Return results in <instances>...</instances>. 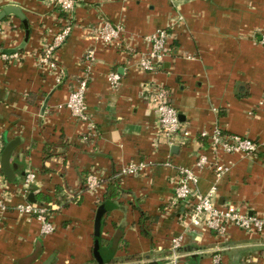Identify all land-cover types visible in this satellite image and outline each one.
I'll list each match as a JSON object with an SVG mask.
<instances>
[{
	"label": "crops",
	"instance_id": "0c3cea01",
	"mask_svg": "<svg viewBox=\"0 0 264 264\" xmlns=\"http://www.w3.org/2000/svg\"><path fill=\"white\" fill-rule=\"evenodd\" d=\"M75 1L73 31L56 55L66 70L57 84L40 56L68 16L55 0H0V12L15 6L26 19L12 13L0 20V160L5 144L20 138L11 157L14 182L0 161L11 195L0 208V264H43L51 257V264H99L94 234L104 203L112 205L101 220L102 244L112 252L104 264H264V232L230 227L220 236L188 227L185 204L174 202L177 166H194L207 146L200 132L219 126L264 141V0ZM100 15L123 25L126 37L152 34L177 20L172 54L162 69L141 73L127 55L96 42L91 30ZM88 51L92 63L83 57ZM115 71L122 79L112 89L108 76ZM85 73L88 111L98 130L88 139V124L64 105L74 80ZM151 82L169 90L181 131H189L182 142L170 146L161 132L144 97ZM221 158L229 170L220 180L211 170L199 172V190L207 193L215 184L219 205L234 202L263 214L264 148ZM130 165L140 166V172L123 176L122 168ZM91 171L100 180L96 190L85 184ZM28 173L36 180L26 192ZM112 179L121 193L105 202ZM30 193L38 203L37 193L52 198L46 204L54 205L53 232L43 234L40 220L17 210ZM176 237L182 245L174 251Z\"/></svg>",
	"mask_w": 264,
	"mask_h": 264
},
{
	"label": "built area",
	"instance_id": "2783aa9c",
	"mask_svg": "<svg viewBox=\"0 0 264 264\" xmlns=\"http://www.w3.org/2000/svg\"><path fill=\"white\" fill-rule=\"evenodd\" d=\"M55 5L62 12L67 13V19L62 27L54 33L51 41L43 48L40 56L41 67L55 75L57 84H61L65 78L66 70L56 58L57 51L64 45L73 31V14L76 8L75 0H55ZM178 19V18H177ZM180 19H182L180 17ZM177 20H173L168 26L159 28L148 35L131 34L125 36V28L121 24H114L104 15H100L97 23L92 27V35L96 42L103 43L109 48H115L118 52L127 55L133 66L141 73L157 72L162 69L164 61L172 54V41L174 39V26ZM260 42L264 43V32H261ZM5 56V55H4ZM85 61L92 63L93 54L88 51ZM122 76L118 72H111L108 76L112 89H117L121 84ZM74 85L69 93L65 106L79 121L88 124L87 134L84 139L97 135V126L88 111L86 93L89 87V73H85L80 79L74 80ZM144 97L154 108L161 132L167 137L169 145L181 141L182 136L189 135L188 130L181 131L180 114L174 104L172 96L159 82L148 83L144 90ZM262 102L264 103V97ZM181 136V137H180ZM180 137V138H179ZM200 137L206 139V148L199 151L194 166H177L176 185L174 190V202L184 203L186 213L183 217L188 227H199L216 232L220 236L227 234L230 227H237L245 232H264V213H253L249 208L234 202L219 205L216 198L217 186L214 184L207 193L199 190V172L211 170L215 180H220L229 170L230 166L222 161V154L244 153L255 155L264 148V141L256 140L241 134L226 132L219 126L211 130L200 132ZM182 142V141H181ZM207 150V151H205ZM168 165L171 163L168 161ZM141 168L130 165L122 168L121 174L136 175ZM36 174L28 173L24 178L26 192L35 185ZM0 175V208L8 206L11 195L4 185ZM88 190H96L100 186L97 172L91 171L86 176ZM20 213L28 214L42 222V233L49 234L55 230L49 213L54 205L25 201L16 206ZM181 238H172V249L176 251L181 247ZM176 259V258H174ZM220 257L214 260L219 262Z\"/></svg>",
	"mask_w": 264,
	"mask_h": 264
},
{
	"label": "water",
	"instance_id": "95a60500",
	"mask_svg": "<svg viewBox=\"0 0 264 264\" xmlns=\"http://www.w3.org/2000/svg\"><path fill=\"white\" fill-rule=\"evenodd\" d=\"M12 13L19 16L20 18H22L24 20V22H26L25 14L22 12V10L20 8L15 7V6L5 7L0 12V20L3 19L8 14H12ZM24 44H25V42L23 43V45ZM19 143H20V138H15V139L7 142L5 144V147L2 151V153H1V160H0L1 161V167H2L3 173L5 174V176L7 177V179L10 182H14L16 179L15 170L11 164V157H12V154H13L15 148L19 145ZM28 199L30 201L35 202L34 194L30 193L28 196ZM111 208H112V205H110L108 203H104V204L99 206V208L97 209V214H96V223L97 224L101 223L102 217ZM51 261H52V257L47 259L43 264H51Z\"/></svg>",
	"mask_w": 264,
	"mask_h": 264
},
{
	"label": "trees",
	"instance_id": "16d2710c",
	"mask_svg": "<svg viewBox=\"0 0 264 264\" xmlns=\"http://www.w3.org/2000/svg\"><path fill=\"white\" fill-rule=\"evenodd\" d=\"M67 13L66 12H62L61 15H64ZM121 190L119 188L118 182L115 179H112L108 182L107 185V190L105 192L104 195V200L105 202H110L111 200L114 199V197H117L118 195H120ZM36 199L37 201H39V203L41 204H46V202H50L52 200V198L48 197V196H44L43 194L37 193L36 194ZM74 199V198H72ZM69 200H66V202L63 203L64 206L68 205ZM102 223V222H101ZM100 224H96V229H95V234H94V249H93V253H94V257L95 260L99 263V264H104L107 261H111L109 260L111 258V251H109L107 248H105L102 244L103 239L101 236V232H102V225ZM143 234L145 235H149L147 231H145L144 229L142 230ZM108 256V257H106ZM108 259V260H106ZM112 259V258H111Z\"/></svg>",
	"mask_w": 264,
	"mask_h": 264
}]
</instances>
